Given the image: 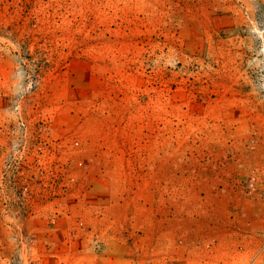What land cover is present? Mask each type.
I'll return each mask as SVG.
<instances>
[{
  "label": "rangeland",
  "instance_id": "1",
  "mask_svg": "<svg viewBox=\"0 0 264 264\" xmlns=\"http://www.w3.org/2000/svg\"><path fill=\"white\" fill-rule=\"evenodd\" d=\"M0 241L264 264V0H0Z\"/></svg>",
  "mask_w": 264,
  "mask_h": 264
},
{
  "label": "built area",
  "instance_id": "2",
  "mask_svg": "<svg viewBox=\"0 0 264 264\" xmlns=\"http://www.w3.org/2000/svg\"><path fill=\"white\" fill-rule=\"evenodd\" d=\"M250 194H252V192L250 191L249 192ZM11 256H8L6 253H5V250L3 248V244L1 243L0 241V264H12V259H13V256L12 254H10Z\"/></svg>",
  "mask_w": 264,
  "mask_h": 264
}]
</instances>
